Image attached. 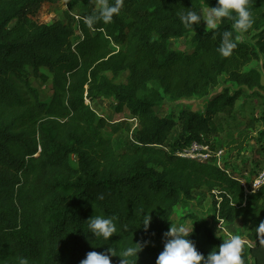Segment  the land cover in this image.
Instances as JSON below:
<instances>
[{
    "label": "trees",
    "instance_id": "trees-1",
    "mask_svg": "<svg viewBox=\"0 0 264 264\" xmlns=\"http://www.w3.org/2000/svg\"><path fill=\"white\" fill-rule=\"evenodd\" d=\"M55 1L0 0V264H18V257L29 264H80L88 252L108 248L117 255L112 264H120L121 249L144 241L136 264H155L174 208L187 206L202 189L217 193L213 217L217 211L225 225L240 221L248 241L244 264H264V185L245 195L233 159L220 169L175 156L192 142L216 147L225 120L237 115L246 98L264 104L261 73L249 67L261 63L264 73V0H251L255 22L245 39L228 19L216 29L201 21L193 34L177 15L217 0H124L111 23L98 21L92 28L83 18L98 14L99 0H65L61 20L39 22L42 6ZM224 31L240 37L228 57L218 51ZM180 39L189 40L190 53L169 48ZM123 74L125 81L116 83ZM30 76L51 83L47 101ZM221 79L228 86L211 94ZM189 98L204 106L156 112ZM100 99L112 100L116 113L127 116L110 134L108 121L91 107ZM261 120L264 109L254 108L227 145L246 148ZM120 130L126 136L117 148L112 136ZM256 135L255 174L264 130ZM94 215L115 217L118 232L108 241L88 232ZM185 219L191 220L189 231L193 226L189 239L204 255L226 239L205 218Z\"/></svg>",
    "mask_w": 264,
    "mask_h": 264
},
{
    "label": "clouds",
    "instance_id": "clouds-1",
    "mask_svg": "<svg viewBox=\"0 0 264 264\" xmlns=\"http://www.w3.org/2000/svg\"><path fill=\"white\" fill-rule=\"evenodd\" d=\"M124 0H115V4H110L109 0H99L98 14L84 17V23L92 28L98 21L111 23L114 15H119L123 7ZM182 24L195 34L194 26L199 25L201 21L209 29H216L224 19L233 22V28L240 33V37L249 31L253 24L254 18L251 11V0H217L215 6H207L196 10L187 8L177 13ZM237 37L233 39L232 31L222 33V43L218 51L222 56L228 57L232 50L237 47ZM102 198V197H101ZM150 216H143L142 225L145 231L150 224ZM264 228V224H261ZM87 230L96 239H108L118 232L115 217L94 215L87 220ZM193 231V226H192ZM184 225L170 227L163 234V250L156 258L155 264H244L242 251L244 241L239 235H231L223 240L218 250H212L207 255L200 253L195 244L189 239L190 233ZM148 241L143 243L136 242L121 249L119 256L120 264H136L137 254L146 246ZM117 256L115 250L108 248L105 252L90 251L80 264H112V257ZM18 264H29L27 257H18Z\"/></svg>",
    "mask_w": 264,
    "mask_h": 264
},
{
    "label": "rangeland",
    "instance_id": "rangeland-1",
    "mask_svg": "<svg viewBox=\"0 0 264 264\" xmlns=\"http://www.w3.org/2000/svg\"><path fill=\"white\" fill-rule=\"evenodd\" d=\"M81 1V0H78ZM99 5V4H98ZM67 9L65 0H56L53 4H47L42 6L38 13V20L39 22H45V23H52L57 20L62 19L63 12H65ZM202 26L206 27V24L202 21ZM201 26V27H202ZM76 36H79L77 33ZM242 39H245V36L241 37ZM249 40V39H248ZM169 48L174 51H181L185 53H190L192 51V47L189 44V40H171L169 43ZM249 67L255 68L260 71L261 73V82L264 85V73L261 70V63H252ZM42 72L48 76L49 73L45 69H42ZM110 77V75H108ZM126 74H123L120 76L116 83H123L125 81ZM31 78V76H30ZM32 86L36 88L40 94V97L43 101H47L49 97L51 96V83L48 81L46 83H42L39 81H35L33 78H31ZM224 80L221 79V84L211 89V94H215L219 91H221L224 87L228 85H224ZM230 86V85H229ZM231 89H234V87H230ZM264 94V93H263ZM244 99V97H241L238 102L237 106L241 104V101ZM204 106V102L199 99L195 98H189L181 100L175 104H165L164 106L156 109V112L161 115H167L170 112H176L180 109H184L187 107H190L191 109L197 110L201 109ZM91 107L99 114V116L104 117L108 121V126L106 127V131L108 134L111 132V127H115L117 124H121L123 119L127 116L125 114L116 113L115 108L116 104L112 100L107 99H100L94 103L91 104ZM256 108L258 112H261L264 109V104H262V100L260 98L252 99L251 97L246 98L244 101V105H242V108L235 110L237 112V115L235 116H229L225 120V125H223V131L222 133L218 134L215 139L216 147L225 149V155L223 157V162L225 159L232 161V165L238 166L234 171V177L241 178L244 177L246 182H252L259 174V172L264 167V156L261 157V165L256 169V174L252 172L253 169H255V163L251 161L252 153L256 152V142L254 140L255 137H257L256 133L258 131L264 130V120H261L258 122L257 126L255 127V134H251L248 141L250 142L246 148L243 150H236L233 147L231 148L228 144L229 140L236 139L238 137L239 132L243 129L242 127L245 124V121L248 117L252 116L253 109ZM132 124V123H129ZM247 133H251L250 130H247ZM228 134V135H227ZM126 136V132L124 130H120L117 134L113 135V141L115 144V147L119 148L123 142L124 138ZM242 165H241V164ZM232 166L228 168L232 172ZM248 172V176L242 175L244 171ZM248 185V183H247ZM217 193L215 192L210 193L206 190L202 189L196 193H194L193 200L188 203L187 206H176L174 208V214L172 217V227L184 225L188 230L191 229V220H186L185 216L187 215H197L201 218H205L208 220L210 227L213 229L216 235L218 236H224L225 238L230 237L231 235H239L246 244L248 243L246 239V233L242 229V225L240 221H235L232 225H226V230L222 231L215 226V223L213 221V206L212 203L214 200H216ZM245 244V243H244Z\"/></svg>",
    "mask_w": 264,
    "mask_h": 264
},
{
    "label": "built area",
    "instance_id": "built-area-1",
    "mask_svg": "<svg viewBox=\"0 0 264 264\" xmlns=\"http://www.w3.org/2000/svg\"><path fill=\"white\" fill-rule=\"evenodd\" d=\"M130 122L135 123V119L130 120ZM135 127L136 125L134 124L132 130ZM175 156L179 158L192 159L203 163H213L218 168L223 169L224 168L223 157L225 156V149L213 147L208 143L192 142L188 146L180 150H177L175 152ZM226 173L229 175L231 174V171L227 169ZM242 175L246 177L248 176V172L245 170ZM235 178L239 181V183L243 187L245 195L251 194L255 192L260 186L264 185V167L252 182H246L244 177L241 178L235 177ZM213 221L218 229L222 231L226 230V225L222 219L218 218L217 211L215 216L213 217ZM244 243L246 244V242Z\"/></svg>",
    "mask_w": 264,
    "mask_h": 264
},
{
    "label": "crops",
    "instance_id": "crops-1",
    "mask_svg": "<svg viewBox=\"0 0 264 264\" xmlns=\"http://www.w3.org/2000/svg\"><path fill=\"white\" fill-rule=\"evenodd\" d=\"M236 221H239V220H236Z\"/></svg>",
    "mask_w": 264,
    "mask_h": 264
}]
</instances>
